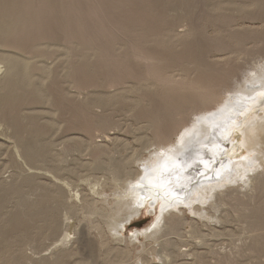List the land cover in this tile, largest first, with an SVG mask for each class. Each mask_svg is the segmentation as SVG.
Wrapping results in <instances>:
<instances>
[{"label": "bare ground", "instance_id": "obj_1", "mask_svg": "<svg viewBox=\"0 0 264 264\" xmlns=\"http://www.w3.org/2000/svg\"><path fill=\"white\" fill-rule=\"evenodd\" d=\"M238 19L245 22L237 25ZM207 22L217 27L214 35ZM180 23L188 28L179 30ZM214 50L227 56L213 58ZM119 111L140 125L124 126ZM0 120L15 138L11 162L18 169L0 181V222L6 223L0 237H26L23 245L38 251L39 237H62L41 264H62L75 254L68 244L79 234L74 215L80 213L101 217L102 224L91 226L101 233L106 227L115 242L151 238L172 259L187 252L172 238L187 239L184 226L208 241L209 233L187 223L188 209L224 222L227 216L218 213L229 206L249 233L253 256L264 251V0H0ZM233 126L237 133L229 131ZM112 128L134 134L138 147L108 133ZM232 144L238 156L222 157ZM76 151L91 156L82 166L108 170L110 193L101 183L70 202L66 175L77 169L68 157ZM15 154L53 173L52 182L39 183V173ZM245 165L257 171L240 189L248 184L252 192L222 190L245 180ZM231 167L236 178L213 181ZM148 201L152 208L162 202L156 221L126 235ZM105 252L107 260L128 255L119 246ZM211 253L219 264L244 256ZM194 255L206 263L202 253Z\"/></svg>", "mask_w": 264, "mask_h": 264}, {"label": "rangeland", "instance_id": "obj_2", "mask_svg": "<svg viewBox=\"0 0 264 264\" xmlns=\"http://www.w3.org/2000/svg\"><path fill=\"white\" fill-rule=\"evenodd\" d=\"M243 22L245 21H243L242 19H238L236 23L237 25H241L243 24ZM246 23H249V22L246 21ZM185 25L187 24L180 23L178 26L179 30L181 31L186 30L188 26H185ZM206 30L210 35H214L217 32V27L213 23L207 22ZM213 52H211L210 54V56L213 58L227 56V52L223 53L225 51L220 52V50L219 51L214 50ZM49 61L52 62L51 59ZM257 61L258 59L255 60L254 63ZM98 110H100V108H98ZM253 112L254 110H252L250 114H253ZM118 113L119 114H117V118L123 120L124 126L125 124H131L134 127H138L140 125L138 121L132 120L131 118H129L127 112L121 113V111H119ZM234 128L235 126L231 127L229 131L237 133V131H234ZM108 131H109L108 133L110 134L111 133L115 135L119 134L122 138L124 137L126 140L131 142L134 147H138V143H135L136 140L134 138V134H131V133L129 134L125 128H122V129L112 128V129H109ZM80 135L84 136V138L86 139L85 134L83 135V133H80ZM234 137L235 136H233V140L236 139ZM55 138H58V137H55ZM102 139H103L102 134L99 133V135L96 136V140L100 141ZM0 143L2 144V148H1L2 150L0 151V181L10 180L14 176V174L17 173L18 171L17 167L14 166L11 162L13 151L14 152L16 151L15 138L12 134V130H8L7 126L1 120H0ZM236 143H237L236 141L233 142V144H236ZM233 144L229 148L231 150L230 151L228 150L229 152L225 153L226 156L223 154L222 157L224 158L227 157L228 159V158H231V156H233L232 158H235L238 156V155H232V152H233L232 150L235 149ZM61 147L62 146L59 145L58 149ZM120 149H121V146H116L115 150H117V153H116L117 156L121 155L120 152H118L120 151ZM144 153L148 154L149 150L146 149ZM15 156L18 158L19 161L22 162L23 166H25L27 169L30 168L31 172L39 173V176L37 178V181L39 183L47 184V183L52 182L51 176H53L52 175L53 173L47 172L45 169H41L40 167L32 168L25 162L24 158L20 157V155L15 154ZM90 158L91 156L87 152L80 154L77 151L74 153L71 152V155L68 157L70 166L77 169L75 172L69 173L66 175L67 179L72 182V186L68 192L69 193L68 199L70 200V202L76 201L77 203H79V201L76 200L75 198L77 194H79L80 192L84 194L93 193L92 189L98 188L99 185H101V183L104 184V188L107 190L108 193L111 192V188H112L111 180L109 179L111 175L108 172V170L104 168L88 169L87 167L82 166V163L84 161L90 160ZM76 160L80 161L81 165L77 164ZM244 161L247 163L246 160ZM215 164L217 168L219 169L221 166V163L217 160ZM138 166H140L141 168V165H138ZM136 167H137L136 164H132V168H136ZM246 167L247 165L243 167L244 173L246 171V173L244 174L246 181L244 179H243L244 181L243 180L239 181L238 182L239 185L237 183H232V184L228 183L229 185L227 184V188H224L222 190L228 189V192L229 191L232 192V190L233 191L237 190L236 187H238V190H240L239 194L241 192L242 194H245V193L248 194L247 190L249 193L252 192L251 187H249L248 184L246 185L247 187L244 186L247 188V190L246 188H243L242 190L240 189L242 188L241 185H244L245 183L251 184L250 182L252 180L251 178L254 176V174L257 171L254 169V166L252 167L250 166L248 168ZM251 169L253 171H251ZM247 175L251 178H249ZM237 176H238L237 170L234 167H231L229 168V170L226 171V173L224 172L222 175H217V177L214 178V180L213 179L212 180L214 182L224 181L225 183H227L230 179L236 178ZM246 177H248V181ZM98 182L100 184H98ZM238 190L235 191L234 193L238 194ZM245 195H241V196H245ZM198 203H199V199L197 200V203L194 204L192 207L194 208L196 205H198ZM15 205H16V199H14L9 204L7 203L6 205L8 206L7 210L12 209V207H15ZM161 206H162V202L158 201L155 204V207L152 208L151 202L148 201L146 203V206L142 209V213H141L142 215L141 216L139 215L137 218H135L132 224L129 223L127 225L126 235L130 234L132 231H135L136 229L144 230V228L146 229L150 227L156 221L157 216L160 213ZM223 208H224L223 210H221L222 208H220L221 211L218 214L219 215L222 214V217L227 216V218H224V222L223 220L218 221L219 223L217 221H214V222L209 221L210 224L208 220L206 221L205 218L199 217V215L195 213V211H193L192 209H188L186 212L187 223L194 222L198 225L199 229L202 230V232L207 233V234L209 233V235L206 238V240H208L206 242L209 244H207L205 241L202 242L200 240H197L196 238L191 237L190 236L191 234L189 233L190 227L186 225L183 227L182 233L183 235H185V237H187V239H183V241H179L178 237L177 238L172 237V238L177 241L176 243H177L178 249H180L181 251L186 250L187 252L184 255L183 253L178 254L176 257L172 259L164 258L165 252L162 248L163 246H161L159 242H156L152 240L151 238H145L141 236L139 237L138 240H135V241L130 242L128 240L127 241L120 240L121 242L118 243L115 241H119V240L113 239L112 234L111 233L109 234L108 229L106 227H104V231L101 233L100 229H96L91 226L90 221L98 222L102 224L103 221L101 217L99 216L95 217V219H99V221H95V219H93V216H88L86 219V214L80 213L79 215H74L75 217L74 223H76L75 225L79 229V234L71 235L70 243L68 244V249H70L71 251H75V254L71 258L65 259L62 262V264H77L78 262L84 263V261H85L84 264H200L196 260V256L194 255L195 251L197 253H202L203 257L205 256L204 258L206 261L205 264H219L218 262L219 260L217 257L218 255L211 253L213 251H217V252L224 253V254H227V253L229 254L232 252L235 255H239L240 253H243L244 256L241 255V258L240 256H238L236 259L233 260L234 263L236 264H237L238 259L240 261V263L238 262V264H264V251L258 257H256V256H253V254L248 249L247 244L248 242L249 243L251 242L249 241L251 239L250 237L248 239V237L246 236V235L249 236V233L243 230V222L238 220L235 213L232 211V208H230L229 206L227 207L225 206ZM211 209L212 208L208 206L207 210L210 212H213L214 210L211 211ZM207 210L203 209L202 211L207 212ZM225 220H226V223H225ZM0 224H6V223L0 222ZM212 228L220 230L219 234L222 233V235H219V234H216V236L212 235L211 233ZM105 229L107 230L108 235L110 237L106 236ZM82 231L84 232L82 233ZM232 234H234V236L236 234V236L234 237ZM16 238H20L21 241L20 242H16L14 240L3 241L2 238L0 237V241H2L1 244H3L0 246V264H41L39 262L40 257H42V255H45V256L53 255L55 253L54 249L56 248V246H60L61 244V241L57 242L58 241L57 239H61L62 237H58V238L39 237L40 238L39 243H41V246L39 249L40 252L38 251L37 248L31 245H23L24 243L22 242V240L25 241L26 237H16ZM103 244H105L104 247L102 246ZM209 245H211V247H209ZM114 246H119L126 253H128V255L123 256V257L122 256L117 257L113 260L105 259L104 257L106 256V252H105L106 248H110ZM237 247H239V251H237ZM241 247H243V249H241ZM98 253L100 254L99 258L91 260V255L92 254L96 255ZM124 257H127V258H124ZM231 263L234 264L233 262Z\"/></svg>", "mask_w": 264, "mask_h": 264}, {"label": "snow or ice", "instance_id": "obj_3", "mask_svg": "<svg viewBox=\"0 0 264 264\" xmlns=\"http://www.w3.org/2000/svg\"><path fill=\"white\" fill-rule=\"evenodd\" d=\"M206 163V162H205Z\"/></svg>", "mask_w": 264, "mask_h": 264}]
</instances>
